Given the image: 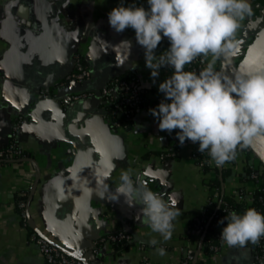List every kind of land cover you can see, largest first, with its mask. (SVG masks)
<instances>
[{
  "label": "crops",
  "instance_id": "crops-1",
  "mask_svg": "<svg viewBox=\"0 0 264 264\" xmlns=\"http://www.w3.org/2000/svg\"><path fill=\"white\" fill-rule=\"evenodd\" d=\"M133 2L147 7L146 0H125L126 5ZM119 3L0 0V150L11 143L14 123L20 118L17 142L26 153L24 159L0 164V264H44L30 238L34 230L65 253L91 264H180L188 248H203L204 235L196 229L195 218L212 204L207 183L213 176L192 158L194 143L189 140L177 156L162 160V154L174 151L178 129L172 134L160 131L149 112H140L131 131L119 130L109 123L97 93L88 101L70 99L72 94L99 91L127 74L143 89L163 97L158 85L172 70L161 69L152 82L134 31L116 33L109 25L108 13ZM250 3L252 15L241 22L235 54L216 61L215 69L222 74L239 73L264 48V0ZM126 39L131 40L130 47L121 43ZM161 43L157 56L169 44L167 39ZM77 54L92 78L85 84H63L74 70ZM226 163L216 165L220 179L223 171H232L222 183L224 195L257 187L241 180L245 170L257 164L251 155L242 154L234 168ZM149 169L167 171L166 183L150 173L142 179L180 209L167 241L142 221L141 205L129 206L123 196L119 201L113 198L123 172L129 171L135 180ZM23 193L29 196L27 225L16 203ZM116 231L132 237L125 250L110 242L99 243ZM151 239L158 243L151 245ZM159 247L165 248L166 255L158 254ZM203 263L259 264L250 241L241 247L223 240L219 251L206 254Z\"/></svg>",
  "mask_w": 264,
  "mask_h": 264
},
{
  "label": "clouds",
  "instance_id": "clouds-1",
  "mask_svg": "<svg viewBox=\"0 0 264 264\" xmlns=\"http://www.w3.org/2000/svg\"><path fill=\"white\" fill-rule=\"evenodd\" d=\"M146 3L147 7L135 2L126 5L125 0H120L108 13V22L116 33L134 31L153 83L161 69H173L158 85L163 98L156 107L148 109L158 129L169 134L178 129L175 135L181 146L186 140L198 143V151L207 150L217 166L235 160L238 150L264 142V56L259 58L261 68L255 73L242 71L229 76L215 69L218 59L235 54L241 22L252 15L250 0H146ZM165 38L169 47L157 56L156 50ZM121 43L131 46V40ZM209 55L211 60L199 73L184 70L197 57ZM149 173L166 183L164 169H149L135 180L125 171L113 198L119 201L123 196L129 206L141 205L142 221L167 241L172 237L173 221L180 209L146 186L142 176ZM225 220L227 224L220 238L228 246L243 247L264 237V213L255 208H247L242 214L232 211L219 223ZM149 243L156 245L158 241L151 239ZM156 250L160 256L166 255L165 248Z\"/></svg>",
  "mask_w": 264,
  "mask_h": 264
},
{
  "label": "built area",
  "instance_id": "built-area-1",
  "mask_svg": "<svg viewBox=\"0 0 264 264\" xmlns=\"http://www.w3.org/2000/svg\"><path fill=\"white\" fill-rule=\"evenodd\" d=\"M162 42L165 43L166 39H163ZM206 66V58L197 57L191 63L189 69L184 68V70L199 73ZM168 69L173 71V69L171 68ZM91 78V70L86 66L83 57L80 54H77L75 56L74 70L69 75H67L63 84H66L68 82L85 84L86 82L90 81ZM97 92H100L101 94L100 97L102 99V106L106 111V116L109 123L112 125V127L124 131H131L135 124L137 115L140 112H148V109L156 107V105H158L163 98L161 96L148 92L140 85H130L125 80L115 78L104 85L99 91L72 94L70 99L73 102L88 101L94 98ZM22 124L23 121L20 118L16 121V123H14L11 143L5 149L0 150V161L6 160L9 162H13L18 159H24L26 157V153L19 147L17 142V135ZM183 146L184 145H180L176 150L162 154L160 158L162 160H165L167 157L177 156ZM206 153L208 158L197 165L201 170H203L204 167L213 169L210 174L213 176L212 178H215L217 177V173H215L217 166L215 162L211 160L208 152ZM244 153L251 155L257 161V164H252L249 166V168L251 169L250 182L259 187L262 181V175H264V165L258 160L255 153L250 147L243 150H238L236 159L228 161L226 163V166L228 168H234L235 162ZM199 155H201V153L198 151L194 143L193 147L191 148V156L197 157ZM214 195L215 199H217L219 193L216 192ZM245 198L246 197L244 195L240 196L241 200H245ZM260 201L264 205V198H261ZM17 207L20 211L23 222L27 225L30 220L27 209V202L20 201L17 204ZM216 210L217 207H215L213 204H210L207 210H205L203 213H201L200 216H197L195 218L196 229L201 234L205 235L208 233L209 229L214 228V225H209L210 221H212V218L207 219L206 217L211 214V211L213 212ZM224 211L227 212L228 209H224ZM30 238L38 247L40 257L44 264H91V262L87 259L77 258L65 253L48 237L44 236L37 230H34L31 233ZM104 242L112 243L118 250H125L127 245L132 242V237L130 234L123 231H116L114 233L103 236L99 241L100 244ZM252 249L255 260L259 264H264V237H261L258 243H252ZM209 250L211 253H216L219 251V245H211ZM97 253H99L98 250L95 251V254ZM205 257L206 252L203 250V248H200V250L188 248L180 264H197L201 261L203 262Z\"/></svg>",
  "mask_w": 264,
  "mask_h": 264
},
{
  "label": "trees",
  "instance_id": "trees-1",
  "mask_svg": "<svg viewBox=\"0 0 264 264\" xmlns=\"http://www.w3.org/2000/svg\"><path fill=\"white\" fill-rule=\"evenodd\" d=\"M162 43H160L161 45ZM166 48L169 47L168 43H165ZM191 64L185 65V69H189ZM121 80L127 81L130 85H139L134 79L131 74H127L121 77H118ZM189 140H186L185 143H188ZM184 143V144H185ZM183 144V145H184ZM196 148L198 149V143H195ZM180 146L179 141L177 142L176 147L174 150H176ZM207 150H205L201 155L197 157H192L195 161L196 164H199L200 162L206 160L207 157ZM21 160V159H18ZM16 160V161H18ZM1 164L7 163L9 161L6 160H1ZM213 169L209 167H204L202 171H204L206 174H209L212 172ZM215 173H217V177L212 178L208 181L207 185L209 186L211 190V203L217 207L216 211H211V214L207 216L206 218H212V221H210L209 225H214L213 229H209L208 233L204 235V240H203V250L206 252V254H211L210 252V246L211 245H219L221 242L220 235L222 232L223 227L226 226L227 221L225 220L223 224L219 223L225 216L228 215V213L232 211H236L239 214H242L245 209L247 208H255L257 211L264 213V205L261 203V198H264V175H262V181L259 187H256L255 189L246 192L244 187H241L238 190V193L233 194V195H224L222 193V183L227 178L232 174V171L230 170H225L222 172V179H220V172L218 170H215ZM250 173L251 169L248 167L245 170L244 175H241V180L242 183H246L250 181ZM219 175V176H218ZM244 190V191H243ZM218 192V198L215 200V193ZM245 192V193H244ZM245 194V195H244ZM244 195L246 198L245 200H241L240 196ZM28 194L23 193L19 194L16 197V203L18 204L20 201H28ZM250 200V201H249ZM224 209H228L227 212L224 211ZM199 214L198 216H200ZM248 243V242H247ZM197 264H204L202 261L197 263Z\"/></svg>",
  "mask_w": 264,
  "mask_h": 264
},
{
  "label": "water",
  "instance_id": "water-1",
  "mask_svg": "<svg viewBox=\"0 0 264 264\" xmlns=\"http://www.w3.org/2000/svg\"><path fill=\"white\" fill-rule=\"evenodd\" d=\"M261 56H264V48L260 51V53H258L256 56L250 59L247 63H245L243 68L239 72L247 71L250 73H255L258 70H260L261 61L259 60V58ZM97 96L98 97L101 96L100 92H97ZM249 147L253 150L258 160L264 165V142H255ZM250 243L252 244V242Z\"/></svg>",
  "mask_w": 264,
  "mask_h": 264
}]
</instances>
